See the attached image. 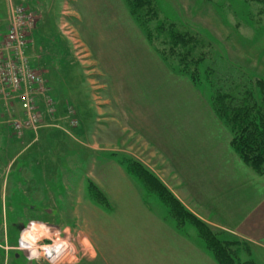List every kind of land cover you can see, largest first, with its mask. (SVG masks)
Returning <instances> with one entry per match:
<instances>
[{
    "label": "rangeland",
    "instance_id": "obj_1",
    "mask_svg": "<svg viewBox=\"0 0 264 264\" xmlns=\"http://www.w3.org/2000/svg\"><path fill=\"white\" fill-rule=\"evenodd\" d=\"M163 1L164 8L161 0H154L158 17L148 20L149 29L153 33L152 44L123 0L139 30L161 59L189 81L193 89L186 94L189 105L191 103L190 108L212 112L232 138L230 127L217 113L213 102L220 94H227L232 95L234 100H230L237 103L243 100L244 95L252 98L251 93L256 101L261 102L257 80H264V0H168L167 4L166 0ZM29 2L32 1L10 0L9 5L10 8L12 5H23L31 13V34L38 26V13ZM172 3H175L176 10H168ZM7 4L8 0H0L3 17L7 16ZM63 8L64 13L59 19L61 30L59 33L56 30L62 38L58 36L59 49L55 51L54 43L39 40H34L30 48L31 53L49 55L45 65H38L36 61L32 63L33 67L41 68L37 70L47 79L44 94L47 98L41 99L38 109V129L23 130L21 134H16L11 121L9 123L16 139H24L25 147L29 145V149L17 159L9 174L10 182H6L8 194L4 203L0 194V243L5 242V231L9 233L10 241L9 250L0 245V264H123L124 261L125 264H145L144 261H136L138 254L147 250L153 240L154 243L168 240V230L174 228H183L186 236L196 245L200 243L214 264H219L205 239L199 235L198 226L192 221H185L184 226L178 227L171 210L159 195L148 190L137 175L128 172L124 163L127 156L149 169L184 205L186 211L209 229L220 233L221 239L230 242L234 264H264V251L257 245L210 223L212 218H208V214L205 213L209 220L177 197L173 191L176 182H164L152 170L155 166L151 155L153 147H149L144 138L138 137L115 151L113 125L109 127L110 123L102 121L101 124L109 128V131L106 137H98L95 118L94 122L92 120L93 108L91 112L85 113V131L88 127L90 134L85 137L82 135L76 109L80 102L83 104L81 100L87 103L92 101L95 107L99 102L103 104L108 100L103 93L101 76L97 73L99 66L92 51H99L96 43L99 38L112 36V33L108 30L110 27L106 16L103 17V11L95 13L92 18L91 11L88 12L85 23L80 25L73 0L64 1ZM97 19L101 20L103 30L107 32L104 36V32H98ZM160 22L173 24L185 36L190 35L185 39L187 42L184 47L185 52L192 57L189 59L190 68L196 69L194 73L198 76L197 80L180 72L178 66L181 63H178V59L171 63L156 50L157 47L168 49L171 42L170 36L158 28ZM52 27L55 29V26ZM50 59L53 61L52 68L48 66L50 62L52 64ZM44 68L45 72L42 70ZM86 86L89 91L85 89ZM248 91L250 94L246 93ZM55 95L63 102L59 104ZM74 100H78L77 106ZM13 114L10 110L9 120L13 119ZM17 114H20V110L15 106ZM237 158L254 174L264 176L239 156ZM20 163L26 165L22 177L24 179L14 182L23 174L20 170L16 171L18 167L22 168ZM90 185L97 188L99 195H92ZM154 187L157 185L154 184ZM185 187L182 188L185 190ZM244 188H247V184ZM102 196L107 198L108 205L99 202ZM246 211H243L244 214ZM33 222L38 226H46L41 230L38 228L35 233L39 238L34 244L19 240L21 231L29 230ZM18 223H26L27 226L20 230ZM66 227L71 230H66ZM82 231L88 234L96 252ZM41 233L44 235L41 236ZM136 245L141 253L134 252ZM33 248L37 252V259L28 258Z\"/></svg>",
    "mask_w": 264,
    "mask_h": 264
},
{
    "label": "crops",
    "instance_id": "obj_2",
    "mask_svg": "<svg viewBox=\"0 0 264 264\" xmlns=\"http://www.w3.org/2000/svg\"><path fill=\"white\" fill-rule=\"evenodd\" d=\"M9 1L6 17L2 16L0 10L1 34H5L9 28ZM24 1H32L29 3L38 13V26L30 34L28 48L31 63L36 61L38 65H45L49 55L31 53L30 48L34 40H39L54 43L55 51L59 49L57 42L60 35H57V32L61 30L59 27L62 23L59 19L63 2L66 0ZM161 2L164 8V1ZM73 7L80 25L85 23L88 12L91 11L92 18L95 13L103 11V17L106 16L110 27L108 30L112 33V36L101 37L96 41L99 50L97 53L91 50L99 66L98 68L96 65L97 73L101 76L104 96L108 100L103 104L99 102L97 107L92 101L87 103L84 99L81 100L83 104L80 102L76 107L78 100L73 101L78 110L77 117L81 122L82 135L85 137L90 134L88 127L87 132L85 131V113L91 112L93 108L92 120L94 122L95 118L98 137H106L109 131V128L101 124L102 121L110 123L109 127L113 125L115 151L138 137L144 138L149 147H153L151 155L155 166L152 170L164 182H176L175 190L172 189L186 206L206 219L212 218L208 219L210 223L246 238L264 251V176L254 174L237 158L238 156H235L230 143L231 134L227 128L207 109L195 111L190 108L191 103L189 105L186 94L193 89L189 81L161 59L139 30L123 0H73ZM175 7V3H172L168 10H176ZM95 22L99 26V34H107L102 28L101 20L97 19ZM52 26H55V29ZM77 58L81 61L78 56ZM81 63L83 64L82 61ZM48 66L52 68L53 61ZM42 70L46 71L45 68ZM85 89L89 91L88 86ZM120 92L121 94H118ZM55 100L59 104L63 102L57 96ZM9 117V107L0 96L2 203L8 194L6 182H10L9 174L17 159L29 149V145L25 147L24 139L18 138L19 141L16 135L14 136ZM14 144H18L17 147ZM25 163H20L22 168L16 169L23 174L14 182L24 179L22 177L26 170ZM245 184L247 188H244ZM184 185L185 190L182 188ZM243 211H246L245 214ZM205 213L209 215L208 218ZM66 230L71 228L66 227ZM165 230L167 228L163 232ZM181 230L169 229L168 240L162 239L155 243L153 240L147 250L138 254L136 261H144L145 264H214L201 244L196 245L183 230L181 233ZM83 234L94 248L88 234ZM4 239L5 242L0 245L9 250V233L6 231ZM18 239L21 238L18 236ZM138 248L136 245L134 252L141 253ZM94 250L96 252L95 248ZM125 263L126 261L123 264Z\"/></svg>",
    "mask_w": 264,
    "mask_h": 264
},
{
    "label": "trees",
    "instance_id": "obj_3",
    "mask_svg": "<svg viewBox=\"0 0 264 264\" xmlns=\"http://www.w3.org/2000/svg\"><path fill=\"white\" fill-rule=\"evenodd\" d=\"M125 2L131 14L143 27L147 38L153 44V33L149 29L148 20L153 18L157 19L158 17V9L154 0H125ZM158 28L170 36L171 42L169 43L170 46H168V49L157 47L156 50L165 60L171 63H174V59H178V63H181L178 66L180 72H185L192 79L197 80L198 76L194 73L196 69L191 70L190 68L191 63L189 59H192V57L188 55V52H185L186 47H184L187 42L185 39L190 35L185 36L173 24L166 22H160ZM178 43L179 46L177 47ZM257 82L262 95L261 102L256 101L252 93V98L244 95L243 100L237 103L231 101L234 100L232 95L228 96L226 94V97L225 94H220L215 98L213 104H216L215 109L217 113L231 129V145L237 155L262 175L264 174V80L258 79ZM246 93L250 94V91ZM124 163L128 172L135 176L137 175L148 190L156 192L161 200L167 204L169 210H171V214L176 219L178 227L184 226L185 221H192L198 226L199 235L205 239L208 248L214 253L217 262L219 264H234L232 252L229 249V241L223 238L221 239L220 233L209 229V227L201 223L194 215L186 211L184 205L181 204L176 196L145 166L128 156L125 158ZM154 184L157 187H154ZM90 186L92 187V195H99L97 188L93 185ZM99 200L101 204L108 205V200L105 196H102Z\"/></svg>",
    "mask_w": 264,
    "mask_h": 264
},
{
    "label": "built area",
    "instance_id": "obj_4",
    "mask_svg": "<svg viewBox=\"0 0 264 264\" xmlns=\"http://www.w3.org/2000/svg\"><path fill=\"white\" fill-rule=\"evenodd\" d=\"M31 26V13L25 6L12 5L8 31L0 32V96L14 113L10 121L16 134L38 129V109L41 99L47 98V80L28 55ZM15 106H19V115H15Z\"/></svg>",
    "mask_w": 264,
    "mask_h": 264
},
{
    "label": "clouds",
    "instance_id": "obj_5",
    "mask_svg": "<svg viewBox=\"0 0 264 264\" xmlns=\"http://www.w3.org/2000/svg\"><path fill=\"white\" fill-rule=\"evenodd\" d=\"M38 228H44V225H37L35 222H33L30 226V230H22L20 233V238L22 241H31L33 244L35 243V241L39 238L35 233L38 231ZM41 236L44 235V233L40 234ZM85 243H87V240L84 241ZM22 246H27V245H22ZM57 249H59V245H57ZM29 259H37V252L36 250L33 248L31 250V253L28 257Z\"/></svg>",
    "mask_w": 264,
    "mask_h": 264
},
{
    "label": "flooded vegetation",
    "instance_id": "obj_6",
    "mask_svg": "<svg viewBox=\"0 0 264 264\" xmlns=\"http://www.w3.org/2000/svg\"><path fill=\"white\" fill-rule=\"evenodd\" d=\"M26 226V223L17 224V227L20 228V230L24 229Z\"/></svg>",
    "mask_w": 264,
    "mask_h": 264
}]
</instances>
